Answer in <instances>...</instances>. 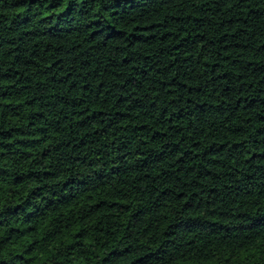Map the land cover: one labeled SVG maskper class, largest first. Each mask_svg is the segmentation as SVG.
<instances>
[{"label":"trees","instance_id":"1","mask_svg":"<svg viewBox=\"0 0 264 264\" xmlns=\"http://www.w3.org/2000/svg\"><path fill=\"white\" fill-rule=\"evenodd\" d=\"M0 264H264V0H0Z\"/></svg>","mask_w":264,"mask_h":264}]
</instances>
